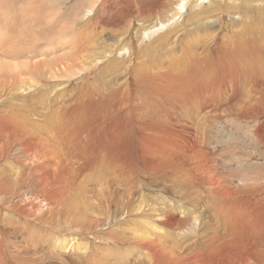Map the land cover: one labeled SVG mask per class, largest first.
Instances as JSON below:
<instances>
[{"label": "bare ground", "instance_id": "bare-ground-1", "mask_svg": "<svg viewBox=\"0 0 264 264\" xmlns=\"http://www.w3.org/2000/svg\"><path fill=\"white\" fill-rule=\"evenodd\" d=\"M0 1V264H264V1L148 0L103 36L93 15L27 11L43 36L25 51ZM188 3L221 28L173 39ZM90 177L97 203L70 200Z\"/></svg>", "mask_w": 264, "mask_h": 264}, {"label": "rangeland", "instance_id": "rangeland-1", "mask_svg": "<svg viewBox=\"0 0 264 264\" xmlns=\"http://www.w3.org/2000/svg\"><path fill=\"white\" fill-rule=\"evenodd\" d=\"M10 1V0H9ZM47 1V2H46ZM89 1L91 2V3H94V4H92L91 6H94L95 7V11L91 14V15H89V16H86V14H85V10H86V8H88L90 5H89ZM103 2L104 0H14V2L17 4V6L19 7V9L21 10L20 11V15H21V17L23 18L24 16L25 17H27V19H28V22L26 23L27 24V27H26V29L28 30L27 32L26 31H24V29H23V26H22V29H23V31H22V29H19V30H16V27L18 26V22H16V21H18V19H20L21 17H19V15H17L16 17L14 16L15 14L14 13H16L15 11H13V12H11L10 13V18H9V20L12 18V20H13V22H9L10 23V26L11 27H13V29L12 30H15V31H12L11 33H10V35L9 36H12V37H10V38H14V37H18V35H20L19 36V38L18 39H20L21 37L23 38V41L21 42V46H23V48H24V50H22V51H25V49L27 50V48H30V47H28L29 46V43H27L25 40H29L30 41V39H31V41H38L39 39H37V40H32L34 37H39V38H41V31H42V27H41V25H39L40 23H41V20H40V18H41V16H42V19H44L45 21L47 20V19H49V21L51 22H59L58 24L59 25H61L62 23H63V21L64 20H67V18L69 17H71L72 16V18H73V20H75L76 18H77V20H75L77 23L79 22V21H83V20H85L86 22L88 21V18L89 17H92V15H93V19H92V21H95V22H92V24H93V26L92 27H94L96 24L99 26V28L100 29H102L103 27V30H104V34H100V35H107V34H111V28L110 27H108V25H106V24H104L103 23V21L106 19V17H104V16H107V18L109 17V18H113V17H117V18H120L121 20L123 19V21H127V22H129V20H132L133 21V23H140V24H143V22L141 21V20H139L137 17H136V13H137V11L139 10L140 11V9H141V3L142 4H145V2H148V0H105L103 3H101V2ZM155 1V3H156V0H154ZM178 0H175L174 1V3H175V7H176V2H177ZM261 1V0H260ZM262 1H264V0H262ZM99 2V3H98ZM0 5H1V8L0 9H3V11L1 12V13H3V18H1V16H0V20L1 19H3V21H4V18H6V17H9V16H6L7 14L6 13H8V11L5 9L8 5H10V2H8L7 3V6L5 7V5H6V3H2L1 1H0ZM107 3V4H106ZM104 4H105V6H104ZM11 5H13V7H14V4H11ZM101 5H102V7H101ZM129 5V6H128ZM134 5V6H133ZM190 5H192V6H190ZM84 6H85V8H84ZM98 6L100 7V9L98 8ZM104 6V7H103ZM3 7V8H2ZM25 7H26V10L24 11V9H25ZM46 7V8H45ZM60 7V8H59ZM192 7V8H191ZM130 10H129V9ZM133 8V9H132ZM136 8V9H135ZM50 9V10H49ZM53 9V10H52ZM104 9V11L102 12V13H99V11L101 12L102 10ZM10 10H13V8H10ZM18 10V9H17ZM35 11V12H37L36 13V16L37 15H39L40 14V12H41V14L43 13V12H45L46 11V14L45 15H40L39 17L40 18H37L36 20H32L31 21V19H32V17L33 16H30L28 13H26V15H24L25 14V12H30V11ZM38 10V11H37ZM43 10V11H42ZM56 10V11H55ZM81 10H83V12L81 11ZM78 11V12H77ZM193 13H192V12ZM194 8H193V4H189L188 3V5H187V7H185V10H183L182 12V21H181V23H180V26H178V29H176V31L174 30V31H172V34H173V36L176 34V36H177V33H179L178 34V38L177 39H184L185 38V36H188L185 32H186V30L188 29V27L190 26L189 24H190V22H192V21H197V20H213V17H214V19H215V21L217 20V18H218V20H217V22H214V23H211V25L210 26H212V24L213 25H215V23H217L216 25L217 26H214V27H211V29H208L209 31H212V30H218V28L220 29L221 28V20H222V13H221V11L218 9V8H216V6L215 7H211V8H208V9H205V10H202V11H200V12H198V13H196V14H194ZM50 12H52V15H54V16H51L50 15ZM82 12V13H81ZM96 12V13H95ZM128 12V13H127ZM13 13V14H12ZM54 13V14H53ZM58 13V14H57ZM79 14V16H77L78 14ZM81 13V14H80ZM110 13V14H109ZM189 13H191V15L189 14ZM263 13H264V11H263ZM9 14V13H8ZM19 14V13H18ZM64 14H66V15H64ZM75 14H77V15H75ZM101 14V15H100ZM103 14V15H102ZM192 14H194V15H192ZM132 15V16H131ZM77 16V17H76ZM100 16V17H99ZM134 16H135V18H134ZM190 16V17H189ZM216 16V17H215ZM220 16V17H219ZM233 16H241V14H240V12H239V10L238 9H236V10H233V11H231L230 12V18L231 17H233ZM50 17L51 18H53V20H51L50 19ZM56 19H55V18ZM60 17V18H59ZM74 17H76L75 19H74ZM78 17H79V19H78ZM83 17V18H82ZM88 17V18H87ZM123 17V18H122ZM145 17V15H142L141 16V18H144ZM188 17V18H187ZM22 18L20 19V20H22ZM68 18V19H69ZM81 18V19H80ZM100 18V19H99ZM132 18V19H131ZM134 18V19H133ZM25 19V18H24ZM23 19V20H24ZM64 19V20H63ZM129 19V20H128ZM58 20V21H57ZM26 21V20H25ZM25 21H24V23H25ZM135 21V22H134ZM75 22V23H76ZM183 22V23H182ZM210 22V21H209ZM219 22H220V24H219ZM16 23V24H15ZM36 23H37V25H39V26H37V27H32L33 26V24L34 25H36ZM39 23V24H38ZM103 23V24H102ZM185 23H187V26H185L186 24ZM230 23L232 24V26L234 25V23L232 22V21H230ZM7 24H8V22H7ZM66 24V23H65ZM79 24H81L82 25V23H79ZM116 24V23H115ZM210 24V23H209ZM209 24H208V26H209ZM219 24V25H218ZM14 25H17L16 27H14ZM24 26H25V24H23ZM29 25V26H28ZM67 25V24H66ZM101 25H103V26H101ZM262 25H264V22H263V24ZM9 26V27H10ZM46 27H47V25H45ZM56 26H58V25H56ZM101 26V27H100ZM132 26V25H131ZM231 26V28L226 32V34H229V35H231V34H234V33H238L239 32V34L242 32V29H240V28H238L237 26L235 27L234 26V28ZM28 27H31L34 31H32V29L31 28H28ZM111 27H112V25H111ZM48 28V30H49V27H47ZM82 27H80L79 29H81ZM98 28V34H99V32H100V29ZM115 28H117V27H115ZM29 29L31 30V34L30 35H28L29 34ZM39 29H40V32H39ZM67 29V30H66ZM68 29H69V31L71 30L70 28H69V26L68 27H66L65 28V31H68ZM108 29H110V30H108ZM186 29V30H185ZM233 29H235V30H233ZM108 30V31H107ZM118 30V31H117ZM35 31H36V35H35ZM37 31H38V33H37ZM62 31V30H61ZM263 31H264V27H263ZM26 32V33H25ZM53 32L54 31H52V32H50V33H52L53 34ZM106 32H108V33H106ZM110 32V33H109ZM119 32V29H116V33H118ZM164 32H166V31H164ZM177 32V33H176ZM233 32V33H232ZM19 33V34H18ZM24 34V35H23ZM27 34V35H26ZM33 34V35H32ZM40 34V35H39ZM118 34H120V33H118ZM186 34V35H185ZM14 35V36H13ZM17 35V36H16ZM33 36V38L32 37H30V36ZM171 35V34H170ZM184 35V36H183ZM42 36H43V34H42ZM52 36V35H51ZM119 36V35H118ZM159 36H162L161 34L159 35ZM172 36V38L174 39L175 38V36L173 37ZM179 36H180V38H179ZM184 38H183V37ZM56 37H57V34H56ZM67 37V36H66ZM9 37H7L6 39H8ZM182 39L181 40H179V41H182ZM61 40V39H60ZM56 41H59V37L57 38V39H53V37H52V42H54L55 44H56ZM176 41V40H175ZM206 41V39H204L203 41H202V43L203 42H205ZM27 43V44H26ZM201 43V45L203 46L204 45V43L202 44ZM0 44L1 45H4L3 43H1L0 42ZM25 44V45H24ZM28 45V46H27ZM177 47H179V46H177ZM200 46L198 45V48H199ZM201 48V47H200ZM76 86V85H75ZM74 88H76V87H74ZM11 97V95L10 96H8V98H10ZM12 98V97H11ZM211 117H213V115H206L205 116V119H206V121H207V124H209V122L211 123V122H214V121H212L213 119L211 118ZM223 131V130H222ZM230 131L231 130H227V132H229L230 133ZM216 132H217V130H216ZM219 134H221V131H219L218 132V134H217V138H215L214 140V142H217L218 140H219ZM120 176V174H116L115 173V175H113L112 174V171H110V172H108V175L106 176V180H105V182L107 183V182H109V184L111 185V187H109L108 188V190L110 191V190H112L113 188H114V180L116 181H120L121 180V176ZM115 177V178H114ZM101 178L102 177H100V178H92V177H90V178H87V179H85V180H83V182L82 181H77V183H76V185H74V186H72V188H73V190H71L70 189V191H72V193L70 192V197L71 196H73V197H71L70 198V200H73V199H78L77 201H79L80 202V199L79 198H81L80 197V194L82 193V189H83V187L85 186L86 188L85 189H88V190H91V192H90V194H86V192H85V195H87V198L89 199V197L93 194L92 193V191H94V192H96V191H100L101 189H102V186H98V187H96L97 186V184L99 185V180H101ZM117 178V179H116ZM119 178V179H118ZM95 180H97V182L95 181ZM91 183H90V182ZM95 181V182H94ZM85 182V183H84ZM88 182V183H87ZM82 183H83V185H82ZM81 184V185H80ZM84 184H86V185H84ZM88 184V185H87ZM77 185H80V186H77ZM94 185V186H93ZM118 185L119 184H117V186L115 185V187H118ZM82 186V187H81ZM89 186V187H88ZM77 188V189H76ZM78 188H79V190H78ZM99 188H101V189H99ZM111 188V189H110ZM97 189V190H96ZM76 190V191H75ZM87 190V191H88ZM78 192H79V194H78ZM81 192V193H80ZM74 193V194H73ZM75 193H77V194H75ZM92 193V194H91ZM72 194V195H71ZM76 196V197H75ZM79 196V197H78ZM96 194L94 193L92 196H91V203L94 205L95 203H97V200H96ZM94 197H95V199H94ZM94 200H93V199ZM96 200V201H95ZM95 202V203H94ZM73 209V211H72V209ZM78 208V205L77 206H75V207H70V210L72 211V213L74 214L75 212H78L77 209ZM95 208H98V207H95ZM77 209V210H76ZM69 210V209H68ZM58 212V214L59 215H61V216H63V213L65 214V213H67L65 210H63V207H61V208H58V210H57ZM68 213H71V212H68ZM68 215V214H67ZM93 216V215H92ZM94 217H96V216H94ZM73 220H74V222H73ZM72 223H73V225H78V222H77V219L76 218H73L72 219ZM30 225V222L29 223H27V225ZM17 225V224H16ZM31 225H33V223L31 222ZM20 226H23L22 224H20ZM104 229H106V230H108L109 231V229H107L108 227H103ZM97 229H99V228H97ZM102 232H103V230H102ZM108 233V234H107ZM106 234H104V238H105V240H109V241H112L113 239H112V237H113V231H111V232H107ZM112 233V234H111ZM102 235V234H101ZM106 235V236H105Z\"/></svg>", "mask_w": 264, "mask_h": 264}]
</instances>
